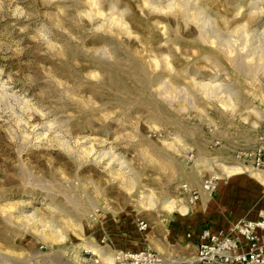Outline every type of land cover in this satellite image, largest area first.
Instances as JSON below:
<instances>
[{
  "label": "rangeland",
  "instance_id": "374dc122",
  "mask_svg": "<svg viewBox=\"0 0 264 264\" xmlns=\"http://www.w3.org/2000/svg\"><path fill=\"white\" fill-rule=\"evenodd\" d=\"M262 142L264 0H0V264H108Z\"/></svg>",
  "mask_w": 264,
  "mask_h": 264
},
{
  "label": "crops",
  "instance_id": "0c3cea01",
  "mask_svg": "<svg viewBox=\"0 0 264 264\" xmlns=\"http://www.w3.org/2000/svg\"><path fill=\"white\" fill-rule=\"evenodd\" d=\"M236 144L230 143L225 150L233 151L231 147L240 143ZM255 179L241 174L227 178L220 182L212 197L200 191L197 202L188 204L183 212L163 218L140 221L114 216L110 223L114 227L105 232L107 243L98 256L108 264H115L118 251L151 250L162 255L165 264L194 259L204 232L227 234L240 220L256 221L264 217V184ZM142 222L147 228H141Z\"/></svg>",
  "mask_w": 264,
  "mask_h": 264
},
{
  "label": "built area",
  "instance_id": "2783aa9c",
  "mask_svg": "<svg viewBox=\"0 0 264 264\" xmlns=\"http://www.w3.org/2000/svg\"><path fill=\"white\" fill-rule=\"evenodd\" d=\"M235 158L256 171H264V142L253 150L237 151ZM218 181L216 176L204 182L203 189L207 194L215 193ZM186 191L192 193V202L199 199V192ZM141 228L145 229L147 225L141 223ZM202 239L196 257L182 264H264V217L256 221L240 220L227 234L206 231ZM86 264H100V261L90 260ZM115 264H165V259L151 250L118 251Z\"/></svg>",
  "mask_w": 264,
  "mask_h": 264
},
{
  "label": "bare ground",
  "instance_id": "6f19581e",
  "mask_svg": "<svg viewBox=\"0 0 264 264\" xmlns=\"http://www.w3.org/2000/svg\"><path fill=\"white\" fill-rule=\"evenodd\" d=\"M114 83V82H113ZM114 84H116V83H114Z\"/></svg>",
  "mask_w": 264,
  "mask_h": 264
}]
</instances>
